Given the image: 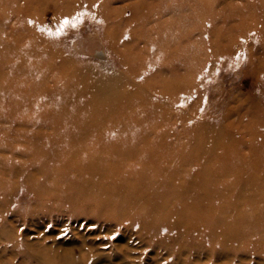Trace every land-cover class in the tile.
<instances>
[{
  "label": "rangeland",
  "instance_id": "obj_1",
  "mask_svg": "<svg viewBox=\"0 0 264 264\" xmlns=\"http://www.w3.org/2000/svg\"><path fill=\"white\" fill-rule=\"evenodd\" d=\"M108 88L106 98L97 92ZM94 112L104 125H91L88 144L113 154L99 157L103 177L86 178L122 192L132 171L156 174L129 187L118 219L52 204L49 193L55 169L77 174L70 159H53L65 149L53 142L61 131L79 136ZM134 147L136 157L114 155ZM190 149V164L178 163ZM204 161L227 196H204L203 211L228 228L246 214L261 221L244 247L220 229L184 237L178 221L197 190L177 184L167 196L160 181L179 168L189 182ZM26 170L40 187L27 185L45 194L26 187ZM262 185L264 0H0V264H264Z\"/></svg>",
  "mask_w": 264,
  "mask_h": 264
},
{
  "label": "bare ground",
  "instance_id": "obj_2",
  "mask_svg": "<svg viewBox=\"0 0 264 264\" xmlns=\"http://www.w3.org/2000/svg\"><path fill=\"white\" fill-rule=\"evenodd\" d=\"M110 91H111L110 88H108L106 90L101 89L97 92H102L103 93L102 97L106 98L109 95H111L109 93ZM96 105L97 104H95V106ZM95 111L99 113L98 109H96ZM104 116H107V114H104ZM89 119L90 120L82 118V120H79L81 121L80 123L83 124V128L80 127L77 130V133L79 134V136L77 135L75 136L74 134V136L71 137L69 134L73 131H61L60 134L57 135L56 141L53 142V143H61L65 145L64 155L52 156L53 159L57 158L59 161H61L63 159V156L70 159L71 161L69 162V165H70L69 168L71 170H75L77 174H76L75 179L71 181V180H67L66 178L67 176H70V174L67 173L68 171L58 172V169H55L56 172L55 173L53 172V175L51 178L58 183V186L55 185V188L51 189V191L49 192L54 197L53 198L54 202L52 204L61 205L60 204L61 202L63 203L65 202L69 206L71 205L72 207L75 206L77 208L78 207L86 208V210L92 211V212L96 211V208H97L99 211V216L105 215L107 213H112L115 219H118L119 217L125 216L124 213L128 212L127 209L130 208L129 206L128 207L125 206L126 199L131 194L129 192V187L132 188L135 181L140 180V179H142L145 185L147 179L153 180L156 174L150 175L148 174V170L132 171L137 176L134 175V177H132L130 176V174H128L125 177L124 179L125 189L122 192L121 191L119 192V190L118 192H115V190L117 189L111 187L109 183L103 182L99 185L97 182L86 178L87 177L86 175H90V174H96L95 176L99 175L102 177L103 175H105L104 173L105 165L99 160V157L107 153L105 152V153L98 154V151L95 150V144H92V145L88 144L90 140H94L92 138L93 133H94V131L92 130L94 128L90 129L91 125L93 127H100V124L104 125L98 122L99 116L95 112L90 115ZM75 137H80V138H77L75 140ZM129 140H126V143ZM137 140L138 139H135L134 141H130V143L135 145ZM102 146H108L109 148L114 149L112 145L103 144ZM89 147H92V150L86 152V149ZM135 149L136 148L134 147V148H131L130 151H127L125 153L119 152L120 154L114 153V155L136 157L139 154L137 155L133 154ZM82 151H85L84 155L80 154L82 153ZM50 152L51 150L47 151L48 154ZM53 152L55 153V150H53ZM181 152L183 153L181 154L183 156L181 159H178L179 157L178 156L177 162L183 163V164H188V163L190 164V162L193 159L194 151L190 149L188 151H181ZM112 154L113 153L106 154L105 157H111ZM211 154H216V153L215 151H213ZM217 155H222V154H217ZM77 159H79L78 162L73 164L72 162L76 161ZM141 159L145 161L146 163H151L154 159L153 152H150V154L148 153L147 155L143 156ZM62 161H66V160H62ZM35 162H38V159H36ZM106 165H114L113 167H111L113 168L112 171L113 172L117 171L116 164L108 163ZM16 168L17 167H13L9 169L4 168V169L8 170L9 172L10 171L17 172ZM176 169H174V171H171V172H167V173L165 172V177L163 178V181H160V185H162L161 187L166 191V195L167 196L175 195L174 186H176L177 184H181V185L185 184L187 185V187L189 188L193 187V189L197 190V195L194 198H192L193 203H194L193 208L191 210H185L184 219H180V221H178L180 225L185 224L184 235L186 236L184 237L187 238V236H189L192 239L197 238L199 234H197V236L196 234L194 235V231L199 232V227L205 228L206 236H209L215 230L220 229L219 231L220 233H221V230L227 231L229 233V237L224 236L228 242L235 241L238 243L240 247H244L246 246V244H244V241L247 240L246 237L252 236L255 232H257V229H262L261 221L257 219L256 216H254V218L252 219L254 221H248L251 218H249L248 215L246 214V219L236 220L235 225H233L232 228H228L226 227V224L224 225L221 224L223 223V221L221 223H219L217 220L214 221L211 216L207 215L206 212L203 211V209L201 208V203L204 202V199H203L204 196L214 195L217 198H225L227 196V192L224 191L222 188H216L212 185L214 182V179L213 177L209 176V172L212 170V167L207 163V161H204L203 164H201L198 167L197 172L191 177L189 182H184V181L180 182L182 179V170L179 168H176ZM26 171H27V174L23 177V182L25 183L26 187L30 188V190H32V192L35 194L36 197L45 194V191L35 192L32 187H29L27 185V181H29L31 185L37 186L38 181L32 177L33 175H35L34 172L31 171L29 173L28 170ZM43 171H44V168H41L38 170V172H43ZM177 179H179V181ZM157 180H158V177H157ZM219 182H222V180H219ZM248 182H253V179H251ZM198 183H200L201 185L197 186ZM37 187H40V185ZM261 190L262 189H260L259 191L257 190L254 191V194L256 198L261 199V203H262V200L264 199V192ZM198 191H202V192L198 193ZM242 191L245 193H248V192H251L252 190L246 191V190H243L242 188ZM197 196H202V197H199V199L197 200L196 199ZM117 197H119L121 200V203L119 205L114 202ZM161 201L162 199L154 198L153 199L154 206L159 204ZM48 202H52V201L43 200L41 201V204L48 203ZM144 207L150 208V204L147 201H145ZM152 210L154 213V217L164 214L165 212L164 208L161 206L155 210L154 209ZM259 214L261 215V217L263 216L262 207L259 209ZM244 226H248V228H245ZM149 227H152V224L149 225ZM193 236H196V237H193ZM232 236L235 238H232ZM232 239H239V241L232 240ZM59 263L64 264L66 263V261L63 260L62 262H59Z\"/></svg>",
  "mask_w": 264,
  "mask_h": 264
},
{
  "label": "snow or ice",
  "instance_id": "obj_3",
  "mask_svg": "<svg viewBox=\"0 0 264 264\" xmlns=\"http://www.w3.org/2000/svg\"><path fill=\"white\" fill-rule=\"evenodd\" d=\"M65 23H68L67 21H65Z\"/></svg>",
  "mask_w": 264,
  "mask_h": 264
}]
</instances>
